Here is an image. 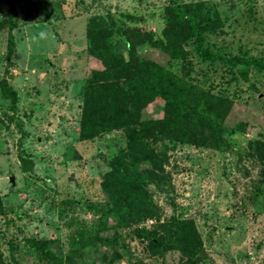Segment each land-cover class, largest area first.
I'll return each mask as SVG.
<instances>
[{"label": "rangeland", "instance_id": "374dc122", "mask_svg": "<svg viewBox=\"0 0 264 264\" xmlns=\"http://www.w3.org/2000/svg\"><path fill=\"white\" fill-rule=\"evenodd\" d=\"M0 1L5 11L8 0ZM11 1L17 9L14 50L8 64L0 30V77L17 100L11 113L0 95V264H54L32 250L28 238L50 240L62 264H188L172 246L150 250L135 237L133 225L118 227L109 215L101 224L108 205L100 178L125 140L121 129L76 139L83 81L101 68L85 51L91 23L125 31L138 56L163 66L162 80L172 88L167 92H176L185 109L209 116L223 130L217 149L185 136L178 140L163 132L169 121H162L160 99L139 102V120L162 121L155 131L165 136L155 145L165 153L169 186L158 192L148 184L156 216L137 226L152 231L170 217L189 218L205 264H264V162L254 145L264 142V69L249 65L242 76L236 65L203 61L191 38L178 40L183 53L173 59L146 48L141 41L148 31L164 41L168 0ZM177 1L214 20L202 34L206 51L264 64V0ZM109 43L125 55L115 34ZM19 150L31 170H20Z\"/></svg>", "mask_w": 264, "mask_h": 264}, {"label": "trees", "instance_id": "16d2710c", "mask_svg": "<svg viewBox=\"0 0 264 264\" xmlns=\"http://www.w3.org/2000/svg\"><path fill=\"white\" fill-rule=\"evenodd\" d=\"M16 14L17 9L11 0H8L5 11H2L0 1V30L4 29L6 34L4 54L8 64L14 50L11 30L17 24ZM166 14L168 22L162 28L164 41L154 39L153 32L148 31L141 41L146 48L156 49L168 59H173L183 53L178 40L191 38L196 55L203 61L219 60L236 65L242 76H245L249 65L264 69L263 63L251 57L224 56L206 51L201 45L202 34L214 26V20L200 14L199 7L168 0ZM103 18L112 24L108 16ZM114 34L124 44L125 55L110 45L109 40ZM128 37L125 31L118 28L101 27L95 23H91L85 33L86 54L96 59L101 68L90 70L83 81L76 139H90L121 129L125 140V148L108 159V169L100 178L99 188L108 205L100 217L101 224L107 222L109 215L118 227L133 225L135 237L143 240L150 250L162 252L172 246L188 264H205L206 255L191 219L170 217L154 225L152 231L137 225L156 216L148 184H152L158 192H165L169 186V178L163 170L165 153L155 145L165 136L155 131L161 129L162 121L164 124L169 121L164 126L165 134H176L174 138L185 136L191 143L213 149L220 148L222 143L219 138L223 130L209 116L185 109L182 97L176 92L170 95L167 88L171 90V86L162 80L163 66L138 56ZM0 95L9 101L8 108L14 113L17 94L3 76L0 77ZM143 99H160L165 118L148 123L139 120L137 111ZM151 129L153 132H150ZM177 139L183 140L180 137ZM254 145L260 153V160L264 162V142L256 141ZM17 160L21 171L32 169L31 161L21 150L18 151ZM81 239L79 237L78 242ZM26 243L42 259L62 264L63 260L51 249L50 240L28 238ZM111 254V258H116V254Z\"/></svg>", "mask_w": 264, "mask_h": 264}, {"label": "water", "instance_id": "95a60500", "mask_svg": "<svg viewBox=\"0 0 264 264\" xmlns=\"http://www.w3.org/2000/svg\"><path fill=\"white\" fill-rule=\"evenodd\" d=\"M9 181L12 183L13 182V177H9Z\"/></svg>", "mask_w": 264, "mask_h": 264}]
</instances>
